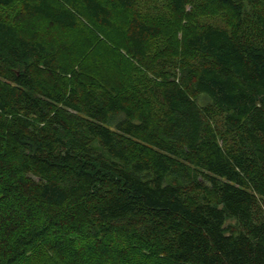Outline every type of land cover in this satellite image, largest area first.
Listing matches in <instances>:
<instances>
[{
  "label": "trees",
  "instance_id": "trees-1",
  "mask_svg": "<svg viewBox=\"0 0 264 264\" xmlns=\"http://www.w3.org/2000/svg\"><path fill=\"white\" fill-rule=\"evenodd\" d=\"M213 1L232 31L139 0H23L58 46L0 20V264H264V0Z\"/></svg>",
  "mask_w": 264,
  "mask_h": 264
},
{
  "label": "rangeland",
  "instance_id": "rangeland-1",
  "mask_svg": "<svg viewBox=\"0 0 264 264\" xmlns=\"http://www.w3.org/2000/svg\"><path fill=\"white\" fill-rule=\"evenodd\" d=\"M22 2L23 0H18L9 6L2 7L0 9V20H6L11 22L24 33L28 34L29 37L46 40L47 42L52 43V45L58 46L57 38H59L61 31L58 30V28L54 25L49 24L43 20L36 19L34 17H29L23 10ZM256 8L258 11L264 13V2L257 4ZM134 11L141 13V15L149 14L150 17L157 19L161 18V16L163 15H170V20H178L182 25L181 27H183L184 25H188V23L192 25L191 22H194L193 25L211 23L232 31L233 27L238 22L236 16L230 11L229 8L223 6L222 4L215 3L213 0H190V2L186 6V9L181 14L177 15H172L171 10H169L164 4L159 1L155 2L154 0H139ZM175 22L177 23V21ZM243 24H246L252 38L254 39L258 33V29L254 27V22L251 19H245V22ZM168 32L171 34V37H169V43L171 48H167L166 46V43H168V37H165L167 35L165 34V36H162V38L160 39V45L156 46L155 48L153 46V55H155L157 49L159 51L165 49L164 52H171V55H175V53L173 52V48H175V46L177 45L176 42H179L181 40L183 31H180V29L176 28ZM172 33L175 34L172 35ZM58 48H60V46ZM172 65V63L165 64L163 68L165 70L170 71L175 70V67H173ZM77 68L78 66L75 67V69ZM55 70L56 71H47L50 78H54L55 75V79L58 78L57 73H60V69L57 68ZM145 73L146 75L143 76L149 75L147 71ZM60 76H63V73H60ZM149 76L151 77V75ZM221 120L222 118L218 116L217 122L219 126H221ZM28 203L29 202L25 200V205ZM113 242L115 244L120 243L122 245L127 243L123 239H118V241L114 239ZM41 251L43 250L39 249L31 253L29 258H27L21 264H37L41 256L44 254V251L42 253Z\"/></svg>",
  "mask_w": 264,
  "mask_h": 264
}]
</instances>
